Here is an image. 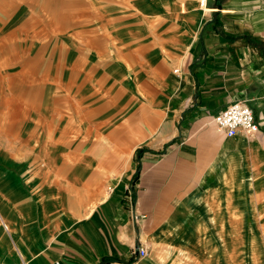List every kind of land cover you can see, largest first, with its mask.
I'll use <instances>...</instances> for the list:
<instances>
[{
    "label": "crops",
    "instance_id": "0c3cea01",
    "mask_svg": "<svg viewBox=\"0 0 264 264\" xmlns=\"http://www.w3.org/2000/svg\"><path fill=\"white\" fill-rule=\"evenodd\" d=\"M78 1L0 0V264H264V0Z\"/></svg>",
    "mask_w": 264,
    "mask_h": 264
},
{
    "label": "rangeland",
    "instance_id": "374dc122",
    "mask_svg": "<svg viewBox=\"0 0 264 264\" xmlns=\"http://www.w3.org/2000/svg\"><path fill=\"white\" fill-rule=\"evenodd\" d=\"M72 1H73L72 4L75 5L74 10L76 13L77 11L80 10L77 7L78 5L76 1L78 0H72ZM90 2L95 5L100 6L97 9L98 12L94 13L93 15L91 14L92 21L94 22H98V21L101 22V21H107V20H111V21H114V20L121 21L122 20L123 22H125L126 20H129V18H131V15L129 13L130 11L125 10L127 6L124 5L123 3H120L121 0H90ZM169 2H170L169 9H166V10L162 9V4L165 5V3L167 4ZM189 2L202 3L203 1L202 0H153L152 7L155 8L153 12H155L156 15L160 13L168 12L169 16L173 19L183 21V19L186 18L187 20H190V18L188 17L186 13L188 11L185 10V5L188 4ZM69 3H70V0H41L40 2V4L42 5L41 13L42 15H45V18L61 17V15H63L66 12L67 6H70ZM35 5H36V0H35ZM200 11H204V10H200ZM195 12L196 11L192 13H195ZM79 15H81V13H79ZM64 34L66 36V33H58V32L53 33V35H55L56 38L59 37V39L61 40L60 42H62L66 38L65 36H63ZM51 84H53V81L51 82ZM3 181L4 180L0 177V184ZM240 248H241L240 246L233 247V250H235L233 251V254H232L233 264H240L241 257L238 258Z\"/></svg>",
    "mask_w": 264,
    "mask_h": 264
},
{
    "label": "built area",
    "instance_id": "2783aa9c",
    "mask_svg": "<svg viewBox=\"0 0 264 264\" xmlns=\"http://www.w3.org/2000/svg\"><path fill=\"white\" fill-rule=\"evenodd\" d=\"M207 0L205 1V5ZM218 131H223L227 136H235L238 132L254 135L259 130V124L254 117L253 110L247 102L236 101L213 116ZM146 250L139 247L138 256H144ZM22 264H27L23 262ZM116 264V263H115Z\"/></svg>",
    "mask_w": 264,
    "mask_h": 264
},
{
    "label": "bare ground",
    "instance_id": "6f19581e",
    "mask_svg": "<svg viewBox=\"0 0 264 264\" xmlns=\"http://www.w3.org/2000/svg\"><path fill=\"white\" fill-rule=\"evenodd\" d=\"M202 1H203L202 3H205L206 0H202ZM189 7H190V6H189ZM186 11H187V10H186ZM190 14H191V13H190ZM47 106H48V105H47ZM44 109H45V108H44ZM3 141H5V140H3ZM121 154H122V153H121ZM117 166H118V165H117ZM76 193H77V192H76Z\"/></svg>",
    "mask_w": 264,
    "mask_h": 264
},
{
    "label": "water",
    "instance_id": "95a60500",
    "mask_svg": "<svg viewBox=\"0 0 264 264\" xmlns=\"http://www.w3.org/2000/svg\"><path fill=\"white\" fill-rule=\"evenodd\" d=\"M139 247H140V245L137 247V255H138Z\"/></svg>",
    "mask_w": 264,
    "mask_h": 264
}]
</instances>
